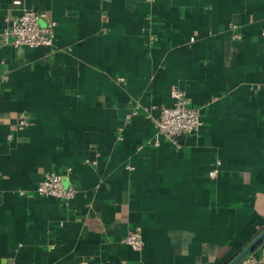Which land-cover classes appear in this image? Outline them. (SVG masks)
<instances>
[{"label": "crops", "instance_id": "1", "mask_svg": "<svg viewBox=\"0 0 264 264\" xmlns=\"http://www.w3.org/2000/svg\"><path fill=\"white\" fill-rule=\"evenodd\" d=\"M15 1L0 0V264H227L264 229V0ZM25 8L56 22L52 47L3 41ZM177 87L203 126L169 141L151 116ZM50 171L79 188L69 203L37 193ZM251 253L264 264V240Z\"/></svg>", "mask_w": 264, "mask_h": 264}, {"label": "built area", "instance_id": "2", "mask_svg": "<svg viewBox=\"0 0 264 264\" xmlns=\"http://www.w3.org/2000/svg\"><path fill=\"white\" fill-rule=\"evenodd\" d=\"M155 3V0H148ZM17 4L21 0L15 1ZM43 14L35 9L25 8L14 18H6V26L2 32V39L5 43L15 47L29 46L52 47L55 40L56 22L48 21L46 24L41 23ZM233 39H241L242 34L236 25H232ZM156 36L150 33V41L153 44ZM173 104L162 106L158 117H152L158 133L169 141H173L176 135L182 133L195 134L200 131L203 126L201 110L192 104L187 92L182 88H174L171 91ZM137 113V109L132 108L130 113L125 116V121L131 119ZM19 125H28L27 117H22L18 121ZM12 138L11 135L8 136ZM95 162V161H93ZM221 160H216L215 165L209 172L212 179H216L221 172ZM68 176L65 173L46 172L39 181L36 191L42 196H54L61 199L64 203H69L78 193L79 188L73 184H66ZM24 193V191H21ZM122 241L134 249H141L144 245L141 233L138 230H130ZM238 264H259V258L252 253L243 257Z\"/></svg>", "mask_w": 264, "mask_h": 264}, {"label": "water", "instance_id": "3", "mask_svg": "<svg viewBox=\"0 0 264 264\" xmlns=\"http://www.w3.org/2000/svg\"><path fill=\"white\" fill-rule=\"evenodd\" d=\"M264 240V229L254 237L243 249H241L227 264H238L239 261L255 250V248Z\"/></svg>", "mask_w": 264, "mask_h": 264}]
</instances>
